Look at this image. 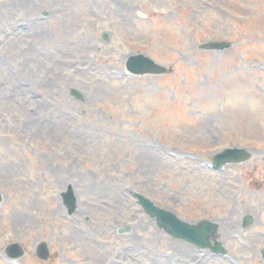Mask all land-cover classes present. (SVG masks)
<instances>
[{
  "label": "rangeland",
  "instance_id": "rangeland-1",
  "mask_svg": "<svg viewBox=\"0 0 264 264\" xmlns=\"http://www.w3.org/2000/svg\"><path fill=\"white\" fill-rule=\"evenodd\" d=\"M211 40L233 47L198 49ZM137 54L169 73L128 75ZM231 148L249 160L207 168ZM263 158L264 0H0V264H208L134 193L217 223L231 264L261 263Z\"/></svg>",
  "mask_w": 264,
  "mask_h": 264
},
{
  "label": "water",
  "instance_id": "water-1",
  "mask_svg": "<svg viewBox=\"0 0 264 264\" xmlns=\"http://www.w3.org/2000/svg\"><path fill=\"white\" fill-rule=\"evenodd\" d=\"M228 46L229 45L225 43L209 42L201 45L200 49L222 50ZM126 68L134 75H161L167 72L164 68L154 64L149 58L144 56H134L129 58ZM71 95L77 99H81V95H79L76 91H71ZM248 158L249 154L246 150L226 149L215 155L214 165L219 168L229 163H243L248 160ZM62 197L65 206L68 209V214L72 215L76 209V198L72 189L68 188L67 192L62 194ZM135 197L144 212L150 218L155 219L157 227L163 229L171 237L184 240L200 249L209 247L215 250H223L221 245L215 242V239L217 238L215 236L217 232V226L215 224L207 221H200L195 225L184 223L173 213L155 207L151 201L145 199L144 197L139 195H135ZM245 220V226H247L250 222L249 219ZM127 230H129V228H127L126 231ZM120 233H122V230ZM211 240L214 242L213 246H211ZM5 253L9 257L18 258L23 254V251L17 244H13L5 248ZM35 255L37 258L44 261L48 259L49 254L47 246L44 242L37 246Z\"/></svg>",
  "mask_w": 264,
  "mask_h": 264
},
{
  "label": "flooded vegetation",
  "instance_id": "flooded-vegetation-1",
  "mask_svg": "<svg viewBox=\"0 0 264 264\" xmlns=\"http://www.w3.org/2000/svg\"><path fill=\"white\" fill-rule=\"evenodd\" d=\"M242 224H243V220H242ZM260 264H262V263H260Z\"/></svg>",
  "mask_w": 264,
  "mask_h": 264
}]
</instances>
